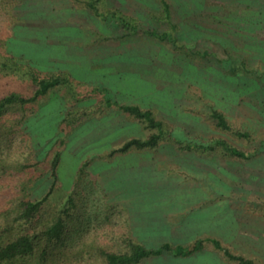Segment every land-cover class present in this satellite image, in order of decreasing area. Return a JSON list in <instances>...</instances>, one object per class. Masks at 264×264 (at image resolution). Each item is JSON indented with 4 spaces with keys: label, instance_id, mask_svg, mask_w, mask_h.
<instances>
[{
    "label": "rangeland",
    "instance_id": "374dc122",
    "mask_svg": "<svg viewBox=\"0 0 264 264\" xmlns=\"http://www.w3.org/2000/svg\"><path fill=\"white\" fill-rule=\"evenodd\" d=\"M163 1L169 5L173 29L164 18ZM231 1L236 0H106L107 8L119 9L144 28L123 36V30L102 22L73 0H0V55L5 62L8 55L21 59L16 68L0 71V95L33 93L31 68L41 75L61 73L69 79L24 112L19 108L6 116L1 154L6 171L0 168V184L7 188L34 175L29 190L36 200L50 190L53 180L48 166L55 152H62L52 206L74 186L79 204L70 229L78 232L66 255L68 264H100L96 249L122 248L126 236L147 247L214 238L229 242L225 247L231 253L245 258L255 255L264 264V125L256 121V129L252 119L239 114L236 72L224 73L220 62L221 5ZM211 29L217 36L213 43ZM145 30L172 32L178 47ZM230 58L227 68L235 62ZM225 77L229 81L216 86L215 79ZM246 85L244 96L264 98V88ZM101 94L105 100L152 110L183 142L223 139L255 155L249 160L226 158L219 151L198 153L163 141L152 150L110 156L125 141L145 135L136 119L100 105ZM220 106L226 109L223 114L232 130L249 132L253 141L216 127L211 114ZM257 109L264 118V104ZM83 110L87 111L81 124H74ZM30 162L40 165L21 173L20 167ZM153 180L162 184H146ZM160 193H181L185 196L180 198L187 196L189 201L197 197L193 193L206 199L211 194L212 200L203 202L198 212L195 204L175 216H169L173 209L160 211L161 219L153 216L158 215V203L152 199ZM129 194L137 197L130 210L148 209L149 218L158 219L160 227L129 216L125 208ZM174 200L179 202L178 197ZM176 205L168 199L165 207ZM76 255L79 260L74 263ZM159 258L141 264H236L209 243L189 257L164 254Z\"/></svg>",
    "mask_w": 264,
    "mask_h": 264
},
{
    "label": "trees",
    "instance_id": "16d2710c",
    "mask_svg": "<svg viewBox=\"0 0 264 264\" xmlns=\"http://www.w3.org/2000/svg\"><path fill=\"white\" fill-rule=\"evenodd\" d=\"M80 8L91 12L102 22L109 23L112 26L123 30L126 35L137 34L144 31V28L132 17L122 13L119 9L107 8L106 0H73ZM164 18L170 24L171 15L169 5L163 1ZM145 33L161 41H169L176 48L178 41L172 32L166 31L159 33L156 30L146 31ZM121 36V37H123ZM9 62H5L4 57L0 55V71L5 72L16 68V64L21 61L15 55L6 56ZM1 59L3 60L1 62ZM14 63V64H13ZM23 63V62H22ZM29 77L34 85L33 93L25 95L23 93L12 91L0 95V168L2 167V130L5 126L4 119L11 112L16 114L18 109L22 112L27 107H32L41 99L47 96L56 87L58 88L69 79H65L61 73L41 75L42 72L36 69H28ZM99 104L107 108H116L120 112L136 119L142 126L144 137H135L125 141L119 148L114 149L110 156L119 153H128L132 150H152L157 148L161 142L170 141L171 143L183 146L184 150L201 153H212L219 151L226 158H240L243 160L251 159L255 154L242 151L232 146L223 139H213L207 144H198L186 140L183 142L172 134V131L165 127L160 119L154 116L152 110L142 109L137 105H123L118 102L105 100L100 96ZM82 113L78 116L74 124H81ZM216 122V127L222 131L231 132L239 139L247 142L253 141L254 137L249 132L234 131L228 124L225 116L213 110L211 114ZM168 130V131H167ZM64 144V142H62ZM61 151H56L49 164L50 174L53 180L50 190L41 198L32 200L30 198L29 187L34 181V175L22 180L19 184L8 185L0 184V192H7L6 196L0 194V264H68L67 252L76 242L75 235L70 230L73 222L77 219L78 201L75 199L77 186L66 197H61L54 202L53 190L58 185V167L61 163ZM32 161V160H31ZM40 165L39 162H30L20 167V172L24 173ZM5 171L6 169L2 167ZM1 171V170H0ZM5 171H2L5 173ZM19 172V173H20ZM83 174V169L80 172ZM29 176V175H27ZM77 184V182H76ZM75 191V192H74ZM77 194V193H76ZM10 195V196H9ZM212 244L216 250L224 253V256L236 264H255L251 259L241 255H235L224 248L221 242L214 238H197L188 245H173L165 242L160 246H146L131 236H126L122 248L108 250L97 248L96 253L100 258V264H141L144 260L158 257L164 254L173 257H189L197 252H201L206 244ZM76 255L74 260L78 262Z\"/></svg>",
    "mask_w": 264,
    "mask_h": 264
},
{
    "label": "crops",
    "instance_id": "0c3cea01",
    "mask_svg": "<svg viewBox=\"0 0 264 264\" xmlns=\"http://www.w3.org/2000/svg\"><path fill=\"white\" fill-rule=\"evenodd\" d=\"M221 28L219 30L220 33V44L222 48L221 53V64H224L223 72L224 73H230V72H236V80L238 83V97L236 100V105L238 108V112L244 119H252L253 122H255V125H253L257 129L256 121H258L260 124L264 125V118L262 116H259L257 114V107L259 104H264V98L260 96H252V97H246L245 91H246V83H251V85L248 88H264V0H236L231 1L228 3H222L221 5ZM210 40L212 43L215 40V31L210 30ZM235 40V41H234ZM235 58V64H231L232 66H225V63L227 64L229 61V58ZM231 59V58H230ZM226 76V75H225ZM223 80L225 82L229 81L228 77H225V79L216 78L215 81H218L216 83V86L220 87L222 85ZM212 85L214 83L213 81H209ZM219 83V84H218ZM241 93L243 94L241 96ZM219 112L222 111L226 112V109L223 106L218 107ZM224 115V114H223ZM258 115V116H257ZM262 115V114H261ZM262 121V122H261ZM261 125V126H262ZM255 129V130H256ZM252 132L255 134L254 129ZM158 179V178H157ZM151 182V181H150ZM146 184H158L161 185L160 180H153L151 183L146 182ZM146 188V187H145ZM160 188V187H159ZM158 188V189H159ZM205 190V187H203ZM202 188L196 187L195 190L197 191H204ZM148 189H146L147 191ZM163 190L160 188L158 192ZM176 190H181V187H177ZM151 190H149L150 192ZM205 193V192H204ZM211 193V192H210ZM156 196L152 199H156V202L158 203L156 213L158 215H153L156 217L161 216L162 219V213L160 211L163 210H170L173 209L172 213H170L169 216H175L176 212H179L183 209L185 211H188L190 209L191 204H195V210L198 212L202 209V203L207 202V200H212V195H209V198L207 197H200L197 195V193H193L194 196H197L196 198L191 199L192 201H189L190 198L184 197V199H181V196H185L181 193H177L178 196L175 195H161ZM191 194V193H190ZM129 194V197L125 199V208L126 210L130 211L128 212L129 216L132 218H140L145 219L144 223L147 226L157 224L160 227V222L158 219L156 222H153V219H150L148 216L150 214L147 213V210L143 213H135L131 211L130 209H134L131 206H134V200L137 199L136 196H131ZM136 197V198H135ZM175 197H178L177 202ZM168 199H170L173 202L177 203L176 208H169L165 207V204L167 203ZM144 203V202H143ZM146 204V203H145ZM131 205V206H130ZM155 209V208H154ZM206 212V211H205ZM180 216L177 215V217ZM134 220V219H132ZM193 223H191L192 225ZM190 226H188L189 229ZM191 230V227H190ZM171 231V230H168ZM193 231V230H192ZM196 232V230H195ZM198 233L201 231H197ZM221 242V241H220ZM165 243V242H163ZM162 243V244H163ZM145 244V243H144ZM161 244V245H162ZM222 246L226 248L229 244L221 242ZM212 245V244H211ZM150 246V245H149ZM153 246V245H152ZM160 246V245H159ZM216 250V249H215ZM218 251V250H217ZM221 252V251H219ZM160 256H158L159 258ZM157 257L150 258L144 261H150L151 259H156ZM248 259H251L255 264H260V261H258L257 256H248L246 257ZM160 259V258H159Z\"/></svg>",
    "mask_w": 264,
    "mask_h": 264
}]
</instances>
